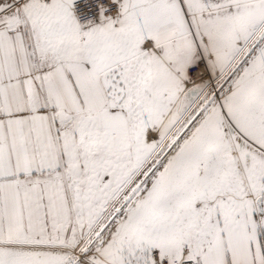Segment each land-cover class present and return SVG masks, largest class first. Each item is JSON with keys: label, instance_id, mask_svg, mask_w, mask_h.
Instances as JSON below:
<instances>
[{"label": "snow or ice", "instance_id": "1", "mask_svg": "<svg viewBox=\"0 0 264 264\" xmlns=\"http://www.w3.org/2000/svg\"><path fill=\"white\" fill-rule=\"evenodd\" d=\"M0 264H264V0H0Z\"/></svg>", "mask_w": 264, "mask_h": 264}]
</instances>
